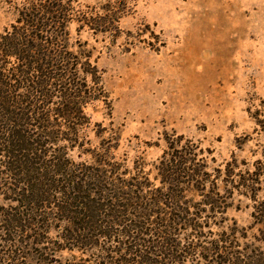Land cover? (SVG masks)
Wrapping results in <instances>:
<instances>
[{
	"label": "rangeland",
	"instance_id": "374dc122",
	"mask_svg": "<svg viewBox=\"0 0 264 264\" xmlns=\"http://www.w3.org/2000/svg\"><path fill=\"white\" fill-rule=\"evenodd\" d=\"M21 1L0 0V33L15 23ZM66 1L69 47L88 53L99 74L94 84L78 66L93 93L83 102L87 121L77 141L68 149L66 143L68 157L100 167L95 159L107 153L102 191L112 202L129 182L146 206L164 194L147 219L136 216L137 204L123 223L147 220L149 239L154 230L175 228L179 258L168 264H264V0ZM83 14L102 24L115 14L117 27L90 29L77 20ZM60 122L63 133L72 131ZM172 154L184 158L182 170L189 162L202 165L200 183L184 174L176 187L169 182L162 165ZM3 182L0 264H137L138 256L125 251L122 222L109 220L98 234L71 228L79 214L57 215L13 232L4 213L17 202L4 196ZM184 217L196 218L195 228ZM109 226L111 237L104 234ZM151 256L165 263V254Z\"/></svg>",
	"mask_w": 264,
	"mask_h": 264
},
{
	"label": "trees",
	"instance_id": "16d2710c",
	"mask_svg": "<svg viewBox=\"0 0 264 264\" xmlns=\"http://www.w3.org/2000/svg\"><path fill=\"white\" fill-rule=\"evenodd\" d=\"M71 9L66 0H22L17 8L15 23L0 33V154L4 156L0 177L4 180V196L17 202L9 208L14 212L4 213L6 226L17 232L16 228L35 226L41 223V219L47 220L50 216L65 218L79 214L75 226L71 227L73 230L98 229L100 234L105 231L99 227L109 220L112 224L122 222L123 229L119 231L126 236L129 245L124 246L125 251L131 250L138 256L137 264H163V261L151 256L157 251L166 255L164 264L173 259L176 261L179 251L173 239L175 228L169 227L160 232L154 230L156 238L149 239L144 236L147 235L145 230L149 229V224H145L147 220L123 223L125 217L133 214L137 204L140 209L136 211V216L142 214V218L147 219L151 207L163 199L167 200L164 194L156 193L153 201L146 206L142 198H137L138 192L134 187L138 186L129 182L130 188L121 192L117 189L112 202L109 191H102L106 188L103 183L106 182L107 171L102 166L109 163L107 153L95 159L100 167L75 163L68 157L66 143H70L68 149L77 141V129L87 121L83 102L93 93L86 87L85 77L79 76L78 66L84 74L91 76L94 84L99 80L90 55L82 50L75 52L69 47L67 24ZM113 15L109 16V22L105 20L103 24L98 22V17L86 14L77 20L90 29L107 32L117 27V18ZM99 17L104 19L108 14ZM55 97L59 100H54ZM60 120L67 121L72 131L63 133ZM61 141L66 142L63 144ZM51 148H54L52 154ZM183 163L184 158L175 154L164 161L162 166L169 167V182L176 181V187L177 182H182L180 175L184 174V177L186 175L200 183L196 177L206 174L202 165L189 162L187 171L181 169ZM90 189L95 191L96 196L89 194ZM107 189L110 190L109 187ZM133 192L137 195L134 196ZM172 195L174 197L168 195V198L175 200L177 195L174 192ZM261 213L260 221L264 222V210ZM194 219L184 217L183 223L195 228L197 221ZM104 234L111 237L110 226ZM69 236L73 238L71 232ZM7 240L12 241L11 238ZM117 240L123 239L118 237ZM138 245L144 247L143 252ZM180 256L183 257L181 253Z\"/></svg>",
	"mask_w": 264,
	"mask_h": 264
}]
</instances>
